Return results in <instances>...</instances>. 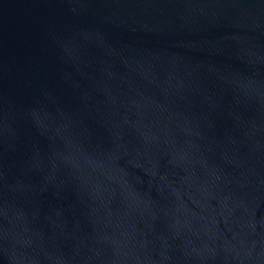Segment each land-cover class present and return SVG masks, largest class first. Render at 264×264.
<instances>
[{
	"label": "water",
	"instance_id": "1",
	"mask_svg": "<svg viewBox=\"0 0 264 264\" xmlns=\"http://www.w3.org/2000/svg\"><path fill=\"white\" fill-rule=\"evenodd\" d=\"M0 264H264V0H0Z\"/></svg>",
	"mask_w": 264,
	"mask_h": 264
}]
</instances>
